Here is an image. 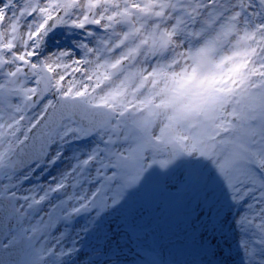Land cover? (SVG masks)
Listing matches in <instances>:
<instances>
[{"label":"snow or ice","instance_id":"obj_1","mask_svg":"<svg viewBox=\"0 0 264 264\" xmlns=\"http://www.w3.org/2000/svg\"><path fill=\"white\" fill-rule=\"evenodd\" d=\"M145 187L195 260L126 250ZM0 264H264V0H0Z\"/></svg>","mask_w":264,"mask_h":264},{"label":"rangeland","instance_id":"obj_2","mask_svg":"<svg viewBox=\"0 0 264 264\" xmlns=\"http://www.w3.org/2000/svg\"><path fill=\"white\" fill-rule=\"evenodd\" d=\"M214 191L217 200L226 203L219 185H214ZM196 198L198 194L195 192L191 197L182 199L177 194L155 192L145 187L133 193L123 208L108 219L118 221L120 224L134 223L146 231L147 235L141 236L138 240H123L126 250L127 247L135 250L138 246L146 244L158 245L166 250L170 259L190 262L198 257L199 251L192 228L194 221L192 204ZM230 242L234 245V239Z\"/></svg>","mask_w":264,"mask_h":264}]
</instances>
